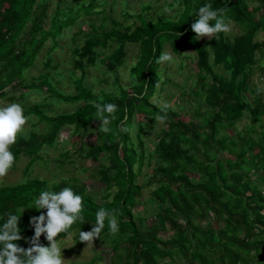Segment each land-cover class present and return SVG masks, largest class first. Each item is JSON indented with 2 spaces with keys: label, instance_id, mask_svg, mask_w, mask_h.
Listing matches in <instances>:
<instances>
[{
  "label": "trees",
  "instance_id": "16d2710c",
  "mask_svg": "<svg viewBox=\"0 0 264 264\" xmlns=\"http://www.w3.org/2000/svg\"><path fill=\"white\" fill-rule=\"evenodd\" d=\"M61 1L55 3L46 28L50 0H0V97L6 95L5 89L11 85L32 87V82L25 83L24 73L34 65L47 39L55 45L62 30L82 17L100 15L101 20L74 48L73 68L80 75L74 80L75 92L66 96L55 93L77 102L75 107L69 112L48 115L41 103L25 105L24 115L34 113L39 122L46 124V130L18 136L10 151L15 161L21 154L30 155L29 165L39 157L44 146L56 143L64 126H71L74 133L81 135V129L102 123L94 117L93 102L115 103L118 109L116 119L109 125L111 131L105 134L99 130L100 142L83 154L93 160L101 154L107 158V165H100L94 174L105 186V193L98 200L83 181L74 177L50 183L46 178L26 177L19 183L0 185V225L11 211L21 216V236L32 237L31 217L47 210L28 207L34 206L42 191L58 192L70 187L83 198L82 215L86 222L77 220L68 230L70 234L78 229L79 246L82 244L79 230H91L96 211L101 207L109 211L118 209L119 231L111 234L106 221L101 232L110 238V252L115 256L120 257L118 248L124 250L125 260H115L113 264H159L160 259H170L174 254L194 264H264V191L260 187L264 185V95L256 94L250 80L258 63L256 52L263 47L255 35L264 31V18L256 15L264 8V0L252 8L248 0H175L181 9L174 19L152 20L142 12H128L130 23L124 24L109 16L110 26L104 1L73 0L68 5ZM208 3L214 9L225 8L227 17L241 23L244 30L232 38L223 32L217 34V40L197 38L191 24L197 18L198 9ZM110 40L116 45L106 54L111 48ZM166 43L174 54L193 50L195 83L190 91L183 89L182 93L201 103L186 114L177 110L167 112L156 144L148 155L147 163L154 158L155 165L141 183L136 179L145 159L139 137L142 126L136 132L139 151L131 141L127 126L135 111L152 119L163 115L158 103L150 99L162 89L158 88L159 83L166 82L162 78L164 67L156 62ZM128 44L136 46L135 61L130 66L132 84L119 83L118 93L99 88V94L84 84L87 66L100 62L108 71H114L123 65ZM45 65H50L48 59ZM39 83L38 88L56 90L44 75ZM247 93L252 96L250 104L246 101ZM23 96L20 93L17 98L23 100ZM202 106L206 108L202 110ZM245 108L251 120L258 124L257 134L251 125L235 136L225 134L223 131L235 126ZM121 127L127 131L122 132ZM84 147L85 140L81 139L78 150L82 152ZM143 188L148 189L145 199L154 218L146 225L137 223L132 212L133 204L142 198ZM211 215L222 224L214 227ZM204 219L209 221L204 225L197 223ZM169 229L171 236L162 239L159 232ZM65 236L67 233H60L56 239ZM40 242L50 246L46 234L40 237ZM16 243L24 248L30 246L26 239ZM130 257L132 262L128 261Z\"/></svg>",
  "mask_w": 264,
  "mask_h": 264
},
{
  "label": "rangeland",
  "instance_id": "374dc122",
  "mask_svg": "<svg viewBox=\"0 0 264 264\" xmlns=\"http://www.w3.org/2000/svg\"><path fill=\"white\" fill-rule=\"evenodd\" d=\"M58 0H50L51 5L47 9V19L45 21V27L50 24L49 18L54 13L55 3ZM98 2L104 1L105 6L108 9L106 14L108 16L107 24L110 26L109 16L117 19L118 21L126 23L131 22L129 13L142 14L146 18L155 20L158 17L176 18L180 12L181 6L175 0H97ZM63 5H68L74 2L73 0H62ZM259 0H248L250 8L257 6ZM147 8V9H146ZM168 8L169 11L164 13V9ZM259 18H264V8H261L256 12ZM101 23L100 15H93L90 17H82L76 21L73 25L65 27L62 33L58 35L56 44L53 45L51 39H47L44 46L40 50L34 65L28 68L25 73V83L32 82V87L24 88L20 84L11 85L7 87L6 95L0 97V105H6L8 103H20L24 108L25 105L33 104L35 102L41 103L42 109L45 114L55 115L62 112L71 111L77 102H72L69 99H65L64 96L70 95L75 92L74 80L77 79L79 71L73 68L74 61V48L78 44H81L84 37L94 31L96 26ZM244 30V26L241 23L232 21L231 31L223 34L229 38L241 33ZM201 39H208L209 37H200ZM255 39L262 42V51L256 52V58L258 63L253 67V71L250 77L252 86L257 88V82L264 86V31H258L255 35ZM111 48L107 50V53L116 45L113 40H110ZM100 51V47H98ZM127 55L125 62L121 66H117L114 71H108L106 67L97 62L96 65H90L86 67V77L84 78V84L91 87L96 94H99V88L104 90L118 93L119 83L126 85L132 84L133 78L130 76V66L135 61L136 46L128 44ZM171 52L175 57V62L172 64H164V72L162 78L166 80L165 83H159L157 93L150 99L160 102H170L180 113H185L194 109L196 104L201 103L197 99H190L183 96L182 90L190 91L195 83V62L193 50H184L179 54H174L171 51L169 44H165L163 51ZM46 59L50 61V65H45ZM222 71V70H220ZM47 77L53 86L55 91H46L44 87H36L40 85L39 81L41 76ZM64 95L60 97L56 95V92ZM20 93H24V99L19 97ZM264 95V94H262ZM9 97L14 98L11 100ZM246 101L250 104L252 96L247 93ZM203 105V104H202ZM247 104L245 105V107ZM192 107V109H190ZM202 106V110L205 109ZM186 114V113H185ZM29 117L22 132L18 136L26 137L30 131H36L42 133L46 130V124L42 121L39 122L37 116L34 113L27 115ZM101 123H94L86 129H81V135L74 133L71 126H64L57 137V141L54 145L47 147L44 146L39 152V157L31 160L30 155L21 154L14 162L13 166L9 169L8 174L5 177L0 178V185L15 184L24 181L26 177H39L46 178L50 182L58 181L63 177H74L85 183L89 192L93 193L99 200L105 193V186L103 183L97 180L94 176L96 169L102 164L107 165V158L101 154L96 160L91 158H85L83 154L90 148L100 142L99 125ZM142 126L139 137L143 143L145 149L144 165L141 169V173L137 176L136 181L144 183L147 178L146 172L149 171L155 165V159L151 158L150 164L147 163L148 155L152 152L156 141L157 133L163 124L155 122V119L146 116L143 112L135 111L132 115L127 129L130 134L131 141L134 143L137 151L140 150L138 146V137L136 132L138 127ZM254 126V132L257 134L259 127L256 121H252L250 113L245 108L244 114L239 118L234 127L225 129V134L235 136L237 132H243L248 126ZM236 138V137H235ZM81 139L85 140L84 150L81 152L78 150L79 142ZM77 148V150H75ZM67 154V155H66ZM136 168V166H135ZM264 191V185L260 186ZM115 187L112 188L114 190ZM148 195V189L143 188L142 198L140 201H136L133 204L132 212L137 223L150 224L154 218L152 216V208L150 203L146 201ZM213 219L211 223L214 227H217L220 223L214 215H211ZM142 220H141V219ZM208 219L199 220L197 223L204 225ZM141 226V225H140ZM78 229H74L70 234L57 240L62 250V256L64 257V264H113L117 262H123L125 260L124 250L122 248L117 249L115 256L113 252H110L111 242L110 238H105L104 235L94 239L93 243L82 242L81 246L77 245L76 235ZM172 230L160 231L159 236L168 238L171 236ZM132 262V258L128 259ZM159 264H194L186 260L184 257L174 254L172 258H163L159 260Z\"/></svg>",
  "mask_w": 264,
  "mask_h": 264
},
{
  "label": "clouds",
  "instance_id": "9594fccd",
  "mask_svg": "<svg viewBox=\"0 0 264 264\" xmlns=\"http://www.w3.org/2000/svg\"><path fill=\"white\" fill-rule=\"evenodd\" d=\"M169 11L164 9V13ZM197 18L191 24V29L196 33L197 38L207 36L210 39H218L217 34L231 31L232 21L226 15L225 8H213L211 3L205 4L198 9ZM214 21V24L211 23ZM156 62L158 64H172L175 62L174 55L169 51H162ZM256 94H264V86L257 82ZM102 99V98H101ZM96 109L95 118L102 121L99 130L109 133V125L116 119L115 113L118 106L115 103L93 102ZM163 115H156L155 122L163 124L167 119L169 110L175 111V107L170 102H160L158 104ZM29 117L24 115V109L20 103H8L0 105V178L5 177L9 169L15 162V156L10 151V146L16 143L17 135L22 132ZM121 131H127L121 127ZM82 196L76 194L72 188L65 187L62 190L42 191L39 198L35 200L34 206L37 210L46 209V213L32 216L30 225L34 227V235L30 238L21 236L20 218L11 211L6 213V221L0 225V264H64V257L56 237L60 233H67L71 226L79 220L85 223L82 215ZM107 221L111 234L119 231L118 209L108 210L101 207L95 213V223L90 231L79 230V241L93 243L94 239L101 237V232L105 228ZM46 234V239L50 246H44L40 242V237ZM26 239L30 244L24 248L16 242Z\"/></svg>",
  "mask_w": 264,
  "mask_h": 264
}]
</instances>
